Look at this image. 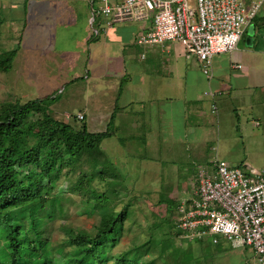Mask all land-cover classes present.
Here are the masks:
<instances>
[{"label":"crops","instance_id":"crops-1","mask_svg":"<svg viewBox=\"0 0 264 264\" xmlns=\"http://www.w3.org/2000/svg\"><path fill=\"white\" fill-rule=\"evenodd\" d=\"M15 1L24 4L21 35L12 64L34 72L51 71L58 66L61 74H72L74 63L51 59L59 57L61 51L67 58L68 50L81 48V44L87 46L81 70L86 74L85 91H90L91 105L84 104L81 116L82 120L88 118L89 126L106 125L110 136L101 142L108 141L104 152L116 156L115 162L127 167L130 159L149 155L151 161L144 162L150 165L138 167L143 173L138 177L156 181L161 176L153 173L152 164L154 157L163 155L171 156L172 163L180 155L192 158L199 164L191 174L195 180L200 170L212 169L214 160L241 169L261 166L258 145L260 141L264 145V98L257 90L264 89V84L252 82L249 72L242 70L238 62L245 53L237 46L228 54L212 58L210 78L206 79L194 56L178 44L136 43L140 35L152 29V14L109 28H105L107 19L100 16L96 21L100 31L92 39L89 5L91 2L92 8L95 5L97 9L99 0ZM250 1L243 0L245 5ZM20 59L26 61L17 63ZM206 92L214 97L208 98ZM260 125L262 132L252 131ZM252 156L256 159L252 160ZM216 245L219 255L224 250L236 251L235 264L254 263L253 252L248 248L232 249L222 239Z\"/></svg>","mask_w":264,"mask_h":264},{"label":"rangeland","instance_id":"rangeland-1","mask_svg":"<svg viewBox=\"0 0 264 264\" xmlns=\"http://www.w3.org/2000/svg\"><path fill=\"white\" fill-rule=\"evenodd\" d=\"M23 4V1L0 0V60H3L9 52L14 51L18 45L23 24ZM95 10L96 6L93 5V11ZM94 17L98 18L96 15ZM254 18V21L249 25L251 27L258 18L264 21V2L257 9ZM96 23H93L91 28L96 29ZM92 36V39L97 37L96 35ZM263 36L264 22L255 26L250 33L246 31L236 45L237 50L245 53L243 54L244 59L238 62L240 67L249 72V79L252 82L260 84H264V76H261L264 71ZM247 38L252 40L251 47L245 45ZM68 51L67 58L61 51L59 57H53L51 60L53 62L66 60V62L74 63L72 74H61L62 69L58 66L53 67L51 71L38 69V72H34L30 68L23 70L12 63L7 72L0 73V113L4 109L2 103L23 104L27 101L44 100L50 116L70 124L74 130L84 128L91 134L104 132L107 128L105 124L100 126L96 123L95 126H89L88 118L85 117L80 121L76 119L77 115L84 112L85 103L91 105L90 91L89 89L85 91L84 77L86 74H83L81 70V63L87 57L88 48L85 44H81V48L76 47L74 51ZM21 61L25 62L26 59H20L17 63H21ZM69 77H71L70 81L65 83L64 80ZM257 93L264 98V89L257 90ZM262 108L264 109V105ZM252 131L262 132V125ZM106 142L108 141L100 143L99 150L105 154L109 163L102 165L101 169L95 170V172H101L99 177L94 175V179L87 184L88 187L74 191L75 182L81 176L93 175L94 171L90 170L88 163L84 161L62 169L46 198L48 202H51V205H47L44 211L37 213V217L41 219L39 232L42 239L46 241L52 258L62 260L69 255L70 248L66 244L69 230L72 232L82 230L91 234L98 223L101 212H117L125 207L126 217L120 234L116 237L114 245L107 252L106 260L102 264H116L115 257L122 252L126 254L124 259L127 261L136 257L137 253L132 248L143 243L150 235L151 230L156 232L163 220L167 221V227L163 229V233L166 235L162 236L159 229L160 235L157 234V243L154 245L153 241L150 242V249L141 255V261L152 260L153 264H173L175 253L176 255L181 253L184 261L182 264H235L237 262V258H234L236 251L224 250V253L219 255L218 246L211 244L208 239L201 243H188L177 234L175 227L169 228V223L174 226L173 222L178 220L180 203L184 202L187 205V202H190L194 197L193 190L196 189L198 179L192 178L191 174L195 166L199 164L194 163L192 158L183 157V155H180L173 163L170 162L172 157L169 155L154 157L153 173L159 174L161 178L157 181L154 179L144 180L138 177V174H143L139 173L138 167L143 168L145 165H150L144 162L145 159L151 161L150 156L130 159L126 167L115 162L118 159L116 156L111 157L104 152ZM258 146L261 166H253V168L264 170V145L260 141ZM184 149L185 146H182L181 150ZM251 158L252 160L256 159L255 156ZM125 173L130 176L123 178L122 175ZM100 175L104 179H101ZM49 179L51 180L52 177ZM145 183L147 186H143ZM93 193L100 194V200L108 199L105 209H93V204L96 202ZM103 195L105 196L103 197ZM166 237L170 238L169 241H159ZM161 247L166 249L165 254L160 253ZM172 248L174 251L171 253ZM58 249L61 250L60 253H57ZM248 261L250 260L248 259ZM57 263L62 264L63 262L57 261Z\"/></svg>","mask_w":264,"mask_h":264},{"label":"trees","instance_id":"trees-1","mask_svg":"<svg viewBox=\"0 0 264 264\" xmlns=\"http://www.w3.org/2000/svg\"><path fill=\"white\" fill-rule=\"evenodd\" d=\"M263 22L261 18L256 19L252 29ZM14 55L15 50L0 60V73L10 69ZM2 104L4 109L0 113V264H58L57 261H62V264H102L120 234L126 217L125 207L117 212H101L91 234L82 230L75 232L69 230L66 244L70 251L62 260L52 258V253L39 232L41 219L37 217V213L51 205L46 198L62 169L84 161L88 163L90 170L94 171L93 175L90 174L88 177L81 176L73 186L74 191L88 187L87 184L94 179V175L99 177L101 172L95 170L108 164L106 157L99 150V145L103 139L110 136V132L105 130L91 134L84 128L74 130L70 124L50 116L44 100ZM100 178L104 179L101 175ZM93 196L96 201L93 209H105L108 199L100 200L101 195L97 193H93ZM175 223L177 224L176 220ZM175 223L173 222L174 226L169 223V228L176 229ZM164 227H167V221L163 220L156 232L151 230L143 243L132 248L137 253L136 257L127 261L124 259L126 254L122 252L115 257V263L153 264L152 260L141 261V255L150 249L151 241L154 245L157 243L159 229L162 236L166 235L163 233ZM169 239L166 237L159 241L166 242ZM184 241L197 243L203 240ZM161 248L160 253L165 254L166 249ZM60 251L58 249L57 253ZM173 251L172 248L171 253ZM180 254L175 253L173 264L184 263L183 255Z\"/></svg>","mask_w":264,"mask_h":264},{"label":"built area","instance_id":"built-area-1","mask_svg":"<svg viewBox=\"0 0 264 264\" xmlns=\"http://www.w3.org/2000/svg\"><path fill=\"white\" fill-rule=\"evenodd\" d=\"M264 0H99L95 11L89 5V26L98 17L107 19L105 28L147 18L152 29L140 35L139 45L176 43L194 56L204 78H210L211 60L228 54L255 17ZM264 39V36H263ZM239 68V66H234ZM213 98L211 92L204 93ZM215 108L211 107V112ZM77 120H82L79 114ZM257 126V123H255ZM194 198L178 206L177 232L185 240L222 239L232 249L248 248L254 263L264 264V170L229 167L214 160L210 171L200 170ZM187 206V207H186Z\"/></svg>","mask_w":264,"mask_h":264},{"label":"water","instance_id":"water-1","mask_svg":"<svg viewBox=\"0 0 264 264\" xmlns=\"http://www.w3.org/2000/svg\"><path fill=\"white\" fill-rule=\"evenodd\" d=\"M247 31H248V33H250L251 32V27H249ZM245 45L247 47H250L251 46V39L247 38L246 41H245Z\"/></svg>","mask_w":264,"mask_h":264}]
</instances>
